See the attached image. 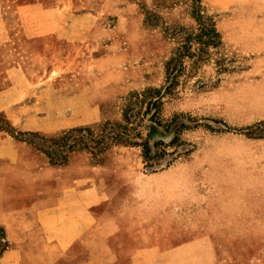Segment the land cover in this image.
Masks as SVG:
<instances>
[{"label":"rangeland","instance_id":"obj_1","mask_svg":"<svg viewBox=\"0 0 264 264\" xmlns=\"http://www.w3.org/2000/svg\"><path fill=\"white\" fill-rule=\"evenodd\" d=\"M39 1L51 6L50 0ZM200 6L214 21L221 47L210 48L197 60L198 56L182 57L183 70L176 75L172 90L163 94L158 112L162 124H172L170 131L166 133L153 124L142 129L151 145L156 140L167 145L175 135L177 142L159 147L165 155L153 160L151 168L144 165L139 147L121 145L98 158L72 152L59 167L69 165L73 172L82 171L84 166L90 168L96 218L106 214L102 211L106 207L111 221L127 217L130 212L122 204L139 202L142 208L132 216L141 217V223L146 217V200L142 199L148 195L147 187L159 184L157 180L149 184L147 178L162 170L189 172L195 177L203 202L184 206V220L173 217L167 206L155 221L161 226L123 230H132L138 237L155 230V238H177L181 242L202 235L212 239L215 255L211 259L179 256L152 264H264V0H201ZM193 7V0H75L76 12L94 16L90 39L83 41H90L91 46L69 52L84 62H53L49 76L43 62H24V75L34 80L52 77L51 94L47 97L43 92L37 107L31 104L36 97L28 98L25 109L13 116V121L0 112V128L39 146L38 136L119 120L128 93L167 85L166 63L180 41L169 33L179 26L196 32L192 29ZM154 19L157 24H153ZM80 25L76 23V27ZM23 53L29 56L30 52ZM9 54L0 44V90L8 84V65L18 63L6 62ZM24 118H29L27 126L37 127L41 122L42 129L22 127ZM28 146L34 154L46 158L34 146ZM151 151L158 149L152 146ZM118 204L120 209L116 211ZM155 206V211L163 209V204ZM191 216L193 221L188 219ZM3 245L0 240V251ZM87 261L86 249L75 242L58 264ZM133 261L137 264L141 260L96 259L92 264Z\"/></svg>","mask_w":264,"mask_h":264},{"label":"crops","instance_id":"obj_2","mask_svg":"<svg viewBox=\"0 0 264 264\" xmlns=\"http://www.w3.org/2000/svg\"><path fill=\"white\" fill-rule=\"evenodd\" d=\"M50 2L51 6L45 7L39 0H0V44L10 51L6 62H18L8 65L5 74L8 84L0 90V112L12 121L13 116L17 117L25 109L28 98L36 97L30 103L37 107L43 100V92L47 97L51 94L52 77L43 80L39 76L34 80L24 75V62H43L49 76L53 62H84L69 52L91 46L90 41L86 44L83 41L86 37L90 39L94 16L76 12L75 0ZM76 23L81 25L76 27ZM24 51H29V56ZM28 120L23 119L22 127L42 129L41 122L37 127L27 126ZM28 145L0 128V228L6 243L0 252V264H58L75 242L81 243L88 253V261L83 264H92L96 259L120 258L152 264L155 260L179 256L203 260L215 255L212 239L204 235L181 242L177 238H155V230L140 237L132 230H123L124 227L161 226L155 221L167 206L173 217L183 219L184 206L203 202L193 174L177 170L153 173L147 178L148 183L157 180L159 184L147 187L148 195L142 199L146 200L143 222L139 220L141 217L132 216L133 211L141 210L139 202L122 204L130 213L111 221L107 207L102 210L106 214L103 212L97 218L92 210L96 203L91 201L90 168L84 166L82 171L74 172L69 165L60 168L34 154ZM161 204L163 209L155 211V205ZM119 209L118 204L114 210ZM188 219L194 220L192 216ZM97 227L100 230L96 231Z\"/></svg>","mask_w":264,"mask_h":264},{"label":"trees","instance_id":"obj_3","mask_svg":"<svg viewBox=\"0 0 264 264\" xmlns=\"http://www.w3.org/2000/svg\"><path fill=\"white\" fill-rule=\"evenodd\" d=\"M195 7L191 10V17L195 26L192 28L196 32L185 27L173 28L169 33L173 38H178L179 44L175 54L166 63V83L162 88H147L140 92H130L126 95V103L122 104V112L119 120H104L89 126L71 128L53 136H38L41 144L38 146L31 140H26L30 145L40 151L50 164L61 165L67 160L68 154L72 152H85L92 158H98L108 152L114 146L139 147L144 165L151 168L153 160L165 155V146L173 145L177 142V130H174V137L166 145L163 140H156L150 144L148 137L143 136L142 129L146 124H153L162 128L164 132L170 131V125L162 124L158 118L163 94L169 93L175 86L176 75L183 70L182 57H196L199 59L202 54L208 52L210 48L219 50L221 47V36L216 30L212 18L204 14L200 7L201 0H193ZM153 24H157L153 20ZM167 31V27L165 29ZM196 45V46H193ZM194 47L193 52H189ZM194 61V60H193ZM158 151L152 152L151 147ZM4 250V232L0 228ZM0 251V252H1Z\"/></svg>","mask_w":264,"mask_h":264}]
</instances>
